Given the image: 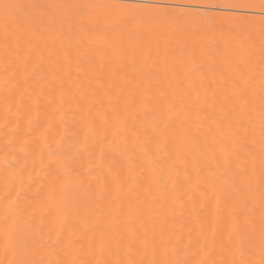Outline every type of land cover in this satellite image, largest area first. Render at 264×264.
<instances>
[{
    "label": "bare ground",
    "instance_id": "obj_1",
    "mask_svg": "<svg viewBox=\"0 0 264 264\" xmlns=\"http://www.w3.org/2000/svg\"><path fill=\"white\" fill-rule=\"evenodd\" d=\"M212 16L0 0V264H260L264 18Z\"/></svg>",
    "mask_w": 264,
    "mask_h": 264
},
{
    "label": "rangeland",
    "instance_id": "obj_2",
    "mask_svg": "<svg viewBox=\"0 0 264 264\" xmlns=\"http://www.w3.org/2000/svg\"><path fill=\"white\" fill-rule=\"evenodd\" d=\"M95 1H110L121 4L123 6H148L154 8H161L163 9V11H165L166 8L183 10L185 9L191 11L195 15V18L202 21H211L213 17L212 15L215 13H229L237 16L248 15L264 18V8H262L261 6V0H144V2H142L143 0ZM139 17H143L142 12L139 13Z\"/></svg>",
    "mask_w": 264,
    "mask_h": 264
},
{
    "label": "snow or ice",
    "instance_id": "obj_3",
    "mask_svg": "<svg viewBox=\"0 0 264 264\" xmlns=\"http://www.w3.org/2000/svg\"><path fill=\"white\" fill-rule=\"evenodd\" d=\"M261 6H262V8H264V0H261ZM4 7L7 10V9H10L12 7H15V6L14 5H7L6 4ZM83 8H84V6H81V10L82 11H83ZM6 21H7V17H6ZM5 28L7 29V22L5 24ZM14 167H15V164L14 163L8 162V168L5 169V172L11 171L12 168H14ZM262 239H264V236H262ZM10 264H13V262H10ZM55 264H63V262L60 261V260H57L55 262ZM240 264H252V262L251 261H243L242 260L240 262ZM260 264H264V247H262V250H261V260H260Z\"/></svg>",
    "mask_w": 264,
    "mask_h": 264
}]
</instances>
